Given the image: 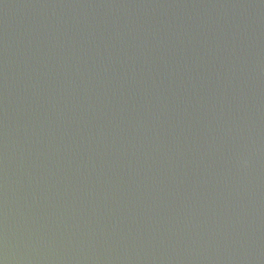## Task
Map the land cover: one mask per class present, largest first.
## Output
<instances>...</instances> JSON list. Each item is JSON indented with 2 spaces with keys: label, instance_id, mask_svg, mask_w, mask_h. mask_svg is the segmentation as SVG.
Masks as SVG:
<instances>
[{
  "label": "clouds",
  "instance_id": "9594fccd",
  "mask_svg": "<svg viewBox=\"0 0 264 264\" xmlns=\"http://www.w3.org/2000/svg\"><path fill=\"white\" fill-rule=\"evenodd\" d=\"M192 71L131 26L0 24V264H264V106Z\"/></svg>",
  "mask_w": 264,
  "mask_h": 264
},
{
  "label": "water",
  "instance_id": "95a60500",
  "mask_svg": "<svg viewBox=\"0 0 264 264\" xmlns=\"http://www.w3.org/2000/svg\"><path fill=\"white\" fill-rule=\"evenodd\" d=\"M47 14L65 25L105 31L131 26L158 37L170 58L188 63L192 74L232 80L256 109L264 106V0H149L114 6H76L42 10L25 0L5 9L0 24L19 34Z\"/></svg>",
  "mask_w": 264,
  "mask_h": 264
}]
</instances>
